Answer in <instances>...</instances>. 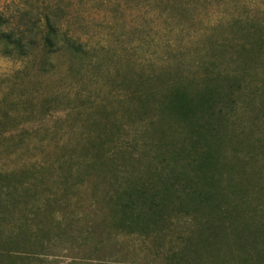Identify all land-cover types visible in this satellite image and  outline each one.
<instances>
[{
  "label": "rangeland",
  "instance_id": "obj_1",
  "mask_svg": "<svg viewBox=\"0 0 264 264\" xmlns=\"http://www.w3.org/2000/svg\"><path fill=\"white\" fill-rule=\"evenodd\" d=\"M0 16L87 50L41 70L0 46V131L27 137L0 138V173L31 183L0 264H264V0H0ZM100 132L122 151L93 171ZM121 190L158 205L121 213Z\"/></svg>",
  "mask_w": 264,
  "mask_h": 264
},
{
  "label": "trees",
  "instance_id": "obj_2",
  "mask_svg": "<svg viewBox=\"0 0 264 264\" xmlns=\"http://www.w3.org/2000/svg\"><path fill=\"white\" fill-rule=\"evenodd\" d=\"M28 23L30 24L29 29L23 28L19 31V29L12 27L8 20L0 16V46H2L5 56L15 57L21 60H30L34 52H40L43 55L40 66L41 70L47 67L52 57L61 53H69L74 57L77 56L79 59L87 56V50L82 43L74 40L66 33L51 25L48 20L46 21L45 29L41 28L36 23ZM58 36H61V39H58ZM132 97L142 102L146 95L143 96V94L135 92L132 94ZM169 101L171 105L170 110L182 120L187 119L188 115L195 109L194 106L191 105L187 95L180 91L176 92ZM9 119H11L10 112L8 110H0V125L3 123L6 124ZM104 134L105 132H100V134L95 137L96 157L88 154L84 162V165L93 171L97 170L98 167L106 168V165H113L115 159H117L115 155L122 151L120 148L117 150L110 149L108 151H103L108 142L107 136ZM0 138L6 142L16 140V145H20L27 140V137L22 135L17 138L8 137L5 135V131H0ZM97 153L101 155L97 156ZM73 169L77 175L72 173ZM72 170L69 173L70 177H74L73 180H75L72 182V187L77 191V188L83 186L86 181L82 176H79L77 165H75ZM13 176L12 172L0 173V222H6L7 216L12 213L15 208L21 207L25 195L27 194L26 191L29 190V185H31V183L28 182L14 185L9 180ZM121 192V197L115 200L117 209L120 210L121 213L132 212L133 210L142 208L144 209L143 211L141 210V212H152L158 205L154 199L145 203L144 201H140V197H133L130 192H126V190H121ZM183 192L184 194L188 193V189L186 188ZM0 257L8 261H11V259L14 260L13 256L8 252L4 254L0 253Z\"/></svg>",
  "mask_w": 264,
  "mask_h": 264
}]
</instances>
